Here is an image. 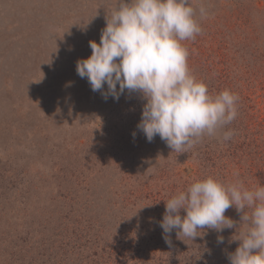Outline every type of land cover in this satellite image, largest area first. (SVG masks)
Segmentation results:
<instances>
[{
  "label": "rangeland",
  "instance_id": "1",
  "mask_svg": "<svg viewBox=\"0 0 264 264\" xmlns=\"http://www.w3.org/2000/svg\"><path fill=\"white\" fill-rule=\"evenodd\" d=\"M189 3L202 28L183 41L190 72L239 99L231 124L177 153L137 128L140 93L105 99L77 74L118 0H0V264H230L235 207L234 228L173 230L170 245L160 222L208 176L264 186V0Z\"/></svg>",
  "mask_w": 264,
  "mask_h": 264
},
{
  "label": "clouds",
  "instance_id": "2",
  "mask_svg": "<svg viewBox=\"0 0 264 264\" xmlns=\"http://www.w3.org/2000/svg\"><path fill=\"white\" fill-rule=\"evenodd\" d=\"M196 15L189 0H118L100 42L90 41L91 55L76 63L77 74L105 99L119 100L125 90L140 93L146 103L137 128L148 142L158 135L177 153L188 152L205 135L216 136L237 117V94L225 89L213 96L190 72L183 41L202 33ZM206 15L201 7L199 16ZM233 135L226 131L222 139ZM233 175L227 183L212 176L197 180L167 200L160 222L167 244L173 230L194 240L206 228H234L225 212L235 207L242 213L239 228L244 227L231 237L230 243H240L229 254L230 264H264V186L249 189L239 172ZM223 241L219 236L218 242Z\"/></svg>",
  "mask_w": 264,
  "mask_h": 264
}]
</instances>
